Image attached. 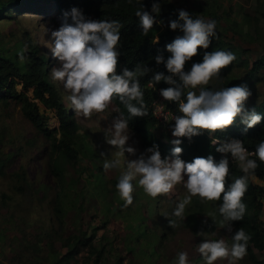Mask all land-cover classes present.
I'll use <instances>...</instances> for the list:
<instances>
[{
	"label": "rangeland",
	"instance_id": "obj_1",
	"mask_svg": "<svg viewBox=\"0 0 264 264\" xmlns=\"http://www.w3.org/2000/svg\"><path fill=\"white\" fill-rule=\"evenodd\" d=\"M172 1L179 9L184 10L205 7L206 12L216 13L223 25L226 23L224 36L236 50H231L236 56L233 61L236 64L222 69L221 78L214 79L205 87L215 90L219 88L213 87L226 79H245L254 60L264 61V40L251 42L242 31L241 23L234 28L232 23L226 21L228 16L240 21L236 13L241 6L246 13L254 14L259 1ZM12 15L11 18H0V50L8 55L14 54L13 59L16 60L19 57L15 54L22 49L26 50V41L31 39L45 51L50 63L49 78L52 81L51 69L59 66L49 49L51 43H54L51 30L58 29L55 21L49 14ZM260 25H263V20ZM235 29L238 34L233 33ZM241 56L248 62V67L237 65ZM260 72L259 75H264V70ZM53 83L57 86L66 109L72 111L66 100L68 93L59 82ZM248 88L252 95L246 102V107L264 100V81ZM16 89L22 90L21 83L16 85ZM189 90L192 89H187ZM194 91L198 94L199 89ZM29 95L31 97L30 92ZM40 107L49 115L48 126L58 127V119L54 113ZM73 114L80 127L77 136L81 153L74 164L66 165L65 174L57 178L50 170L49 140L22 114L20 104L11 101L5 105L0 101V159L6 163L3 174L0 175V264H50L52 259L49 261L46 258L50 247H54L59 255L64 253L66 249L61 246V238L68 234L89 236L95 233L93 243L99 247L105 246L106 264H113L116 256L123 257L121 264H171L180 251L188 252L190 264H203L196 246L204 238H224L231 243V232L220 226L222 217L217 202L204 203L194 197L192 204L186 207L185 220L178 221L175 229L169 226L165 215L171 218L175 203L185 195L182 184L177 185L170 196L152 199L133 181V203L123 207L124 202L117 199L119 197L115 190L118 176L120 171L126 169L127 160L136 159L145 149L138 136L130 131L128 145L137 149V155L125 153L119 157L120 168L106 172L103 169L104 160L116 158L117 151L105 142L104 134V129L118 115L115 106L110 105L104 113L93 114L88 120L75 116L74 110ZM157 127L155 135L162 137L166 133L170 134L166 129ZM102 152L105 157H101ZM252 181L264 189V180L254 178ZM56 194L59 195L58 199ZM56 200L62 210L60 218L55 213ZM206 225H210L212 229L205 230ZM199 232H205L206 235L201 236ZM213 232L215 235H212ZM33 244L37 250L34 251V258L29 259L28 253H34L29 252ZM257 255L262 258L260 253ZM71 262L73 260L68 264ZM216 264H227V261H217ZM237 264L252 263L244 257Z\"/></svg>",
	"mask_w": 264,
	"mask_h": 264
},
{
	"label": "clouds",
	"instance_id": "obj_2",
	"mask_svg": "<svg viewBox=\"0 0 264 264\" xmlns=\"http://www.w3.org/2000/svg\"><path fill=\"white\" fill-rule=\"evenodd\" d=\"M177 11L178 19L171 20L168 27L183 35L176 36L166 45V51L170 53L166 59L162 54L155 56L156 64H163L168 74L157 72L148 84L149 87H155L163 81L170 85L161 88L159 94L165 101L178 105L179 114L171 118L174 120L171 126V135L174 137L171 143L174 147L170 155L162 157L159 146L153 144L136 159L127 160L126 169L120 171L115 190L126 208L133 203V181L152 199L170 196L175 187L182 184L185 195L175 203L171 213L175 219L165 215L171 228L175 229L178 221L185 220L186 207L192 204L195 197L204 203L222 201L218 206L222 217L220 226L232 232V222L242 221L246 213L247 205L243 198L248 190L249 179L255 178V170L259 167L257 161L264 163V140L259 141L255 150L250 152L243 141L235 138L222 141L214 134L226 131L237 118L246 126V132L260 124L264 116L258 114L255 108H246V102L252 95L246 84L215 90L205 87L214 79L219 80L221 70L229 67L236 56L230 51H207L212 38L217 35L215 20L194 19L187 10ZM159 12L160 4L156 0H153L151 12L145 10L143 5L135 11L143 35L147 36L156 23L152 13ZM122 28L119 20L92 19L86 17L81 9L73 7L63 13L60 27L51 30L54 43L49 49L59 66L51 69L50 76L68 93L66 100L75 116L88 120L93 114L104 113L115 99L125 106L130 118L148 115L140 77L151 69L137 64L134 69L125 67L122 73L117 74ZM198 50H205L202 60L192 62L190 69L186 70V64L193 61L199 54ZM18 57L21 62L25 60L23 49ZM185 89H192L187 91L186 97ZM195 89H199L198 94ZM116 111L118 115L104 129L105 142L117 150L116 158L104 160L103 169L106 172L119 169V157L125 153L137 155V149L128 145L131 136L129 119L119 109ZM162 116L167 122L168 116ZM205 131L211 137V145L216 146L215 151L222 154V158L216 161L212 155H208L196 156L190 162L183 160V148L180 146L182 138L191 142L193 137ZM226 154L231 155L232 161L243 173L227 187L230 162ZM100 155L105 157L103 152ZM253 156L256 159L250 158ZM198 234L206 235L205 232ZM250 239L240 227L232 234L230 244L224 238H204L197 244L196 251L203 264H216L217 261L237 264L247 255ZM171 264H190L188 252H178Z\"/></svg>",
	"mask_w": 264,
	"mask_h": 264
},
{
	"label": "trees",
	"instance_id": "obj_3",
	"mask_svg": "<svg viewBox=\"0 0 264 264\" xmlns=\"http://www.w3.org/2000/svg\"><path fill=\"white\" fill-rule=\"evenodd\" d=\"M259 1L254 14L250 15L244 11L243 6L238 9L236 16L240 21L232 19L230 16L227 22L238 26L239 23L243 25V32L246 33L251 42H258L264 40V0ZM160 4V12L152 13L155 17L156 23L147 36L142 34V29L139 26V18L135 16V11L144 6L145 10L151 12L153 0H0V18H11L13 13H35L38 15H51L50 17L55 21L58 28L63 20V13L70 11L73 7L82 10L86 17L92 19H115L119 20L123 25L121 29L120 41V56L118 58L117 74L122 73V70L127 67L129 70L139 64L140 67H148L151 69L145 76L140 77V84L144 90V101L147 105L148 115L145 117L130 118L125 106L120 103L119 99L113 101V105L120 112H123L125 117L129 119V129L136 134L140 140L141 146L146 149L153 144L159 146V151L162 157L168 156L171 153L174 145L171 141L174 137L170 134L164 136L155 135L157 131V118L153 114L152 102L157 96L158 88H167L163 81L156 84L155 87H149V81L157 72H164L168 74L163 64L157 65L155 56L162 54L165 59L170 55L166 51V45L170 43L176 36L183 35L177 31H171L168 27L171 20L178 19V7L172 0H156ZM213 7H215L213 5ZM192 17L213 19L217 22V35L212 38V44L207 51H230L234 50L231 42L226 38L225 25L222 24L214 12H206L205 7H197L187 10ZM263 20V25L261 21ZM250 29V31H249ZM233 33L238 34L237 30ZM239 33H242L239 31ZM243 34V33H242ZM158 38V42H156ZM27 48L24 50L25 60L21 62L19 58L13 59L14 54L8 55L5 51L0 50V101L8 105L11 101L20 104L22 114L34 125V127L45 136L50 143V170L52 174L61 178L65 174L66 165L74 164L81 153V148L78 142L77 133L79 131V123L75 119L73 110L68 111L63 104L61 94L57 86L49 78V59L45 51L41 50L37 43L31 39L26 41ZM205 50H198L199 54L193 58V61L186 64V70L190 69L192 62H199L202 60ZM20 51H18L19 53ZM16 53V57L18 56ZM240 57L237 65L249 66L246 60ZM232 63L228 68L235 65ZM264 70V61L256 59L251 63L247 71V78H229L213 88L231 87L234 85L246 84L251 87L260 81H264V75H259L260 71ZM261 73V72H260ZM19 81V82H18ZM21 83L22 90L16 89V85ZM184 90V96L186 97ZM31 93V97L29 95ZM183 98V97H182ZM135 103V102H133ZM45 110H50L58 119V127H49V115L45 114L41 107ZM174 115H178V105L174 102L168 104ZM251 110L255 108L258 114L264 116V100L258 104L246 107ZM117 112V111H116ZM118 114V113H117ZM174 120L168 123V133L171 132V126ZM245 125L237 118L234 125L229 127L224 132H217L215 137L220 140H230L232 138L239 139L244 142L249 151H254L257 143L264 140V120L260 124L248 129L245 132ZM183 153L181 158L186 162H190L196 156L212 155L216 161L222 158V154L215 151V147L211 145V137L205 131L202 135L193 137L191 142L182 138ZM218 146V145H217ZM230 162V174L227 179V184L232 180L243 175L239 170L237 164L232 161L231 155L226 154ZM256 159V157H252ZM255 170V178L264 180V163H260ZM5 161L0 159V175L3 174ZM264 189L249 179L248 190L243 198V202L247 205L246 213L242 221L232 222V234L238 228L242 227L245 232L251 237L248 243L246 260L252 264H264V220L262 216V201ZM56 198L59 195L56 194ZM119 199V198H117ZM222 201H218L217 204ZM55 213L61 217V207L58 200L55 201ZM170 219H175L171 216ZM168 222V220H167ZM169 223V222H168ZM170 228V227H169ZM205 230H210L212 227L206 225ZM95 233L89 236L84 234H68L61 238V246L66 249L61 255L58 254L54 247H50V252L47 254L50 264H106L107 257L105 254V246H96L93 243ZM102 238H105L102 236ZM29 252L37 250L36 245H31ZM260 253V259L257 253ZM80 257L78 258L77 256ZM34 253H28L27 257L34 258ZM43 258V257H42ZM41 259V257H40ZM39 259V260H40ZM123 257L116 256L113 264H121ZM38 260V261H39ZM35 264V263H34ZM37 264V263H36Z\"/></svg>",
	"mask_w": 264,
	"mask_h": 264
},
{
	"label": "built area",
	"instance_id": "obj_4",
	"mask_svg": "<svg viewBox=\"0 0 264 264\" xmlns=\"http://www.w3.org/2000/svg\"><path fill=\"white\" fill-rule=\"evenodd\" d=\"M160 89L161 88L157 89V96L155 97V99L152 102V110H153V114L156 116V118L158 120L157 125L159 126V128L166 129L167 132H168V123H169V121L172 120L171 118L174 115V113L168 106V104H170L171 102L165 101L160 96V94H159V90ZM162 114L168 116V121L167 122L163 119ZM170 135H171V132H170ZM250 158H252V157H250ZM263 199H264V196L262 195V197H261L262 214L264 215V202H263Z\"/></svg>",
	"mask_w": 264,
	"mask_h": 264
},
{
	"label": "crops",
	"instance_id": "obj_5",
	"mask_svg": "<svg viewBox=\"0 0 264 264\" xmlns=\"http://www.w3.org/2000/svg\"><path fill=\"white\" fill-rule=\"evenodd\" d=\"M244 49V48H243ZM241 57H243V56H241ZM244 58V57H243Z\"/></svg>",
	"mask_w": 264,
	"mask_h": 264
}]
</instances>
